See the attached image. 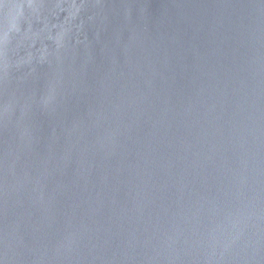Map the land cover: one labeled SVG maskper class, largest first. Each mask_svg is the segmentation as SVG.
I'll return each instance as SVG.
<instances>
[{
	"label": "water",
	"instance_id": "water-1",
	"mask_svg": "<svg viewBox=\"0 0 264 264\" xmlns=\"http://www.w3.org/2000/svg\"><path fill=\"white\" fill-rule=\"evenodd\" d=\"M0 264H264V0H0Z\"/></svg>",
	"mask_w": 264,
	"mask_h": 264
}]
</instances>
